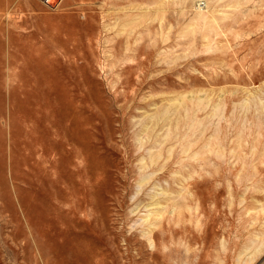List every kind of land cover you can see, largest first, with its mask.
<instances>
[{"label": "rangeland", "instance_id": "1", "mask_svg": "<svg viewBox=\"0 0 264 264\" xmlns=\"http://www.w3.org/2000/svg\"><path fill=\"white\" fill-rule=\"evenodd\" d=\"M0 264H264V0H0Z\"/></svg>", "mask_w": 264, "mask_h": 264}, {"label": "bare ground", "instance_id": "2", "mask_svg": "<svg viewBox=\"0 0 264 264\" xmlns=\"http://www.w3.org/2000/svg\"><path fill=\"white\" fill-rule=\"evenodd\" d=\"M55 1H56V0H46V4L49 5V6H52V5L55 3ZM143 22L145 23L144 19L140 20L139 23H137V25L140 24V23L142 24ZM146 23H147V22H146ZM144 26H145V27H148L149 25H148V24H144ZM129 35H130V31H128V33H127V36H129ZM149 157H150V156H149ZM154 157H155V156H154ZM154 159H155V158H154ZM153 161H154V160H153ZM149 162H150V161H149ZM152 163H153V162H152ZM143 180H144V179H143ZM147 180H148V178H147ZM155 205H156V204H155ZM158 205H159V204H158ZM161 210H162V208H161ZM156 211H157V210H156ZM163 211H164V210H163ZM153 213H154V212H153ZM162 213H163V212H162ZM151 214H152V213H151ZM159 216H161V215H159ZM146 218H147V217H146ZM146 218H145V220H146ZM154 218H155V217H154ZM159 218H160V217H159ZM147 219H148V218H147ZM147 221H148V220H147ZM151 223H152V222H151ZM151 223H150V224H151ZM152 225H153V224H152ZM143 234H144V233H143Z\"/></svg>", "mask_w": 264, "mask_h": 264}]
</instances>
